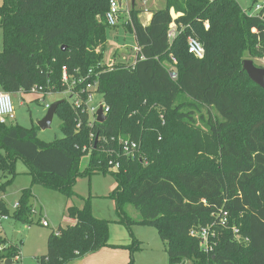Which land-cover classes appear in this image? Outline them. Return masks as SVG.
Wrapping results in <instances>:
<instances>
[{"label": "trees", "instance_id": "1", "mask_svg": "<svg viewBox=\"0 0 264 264\" xmlns=\"http://www.w3.org/2000/svg\"><path fill=\"white\" fill-rule=\"evenodd\" d=\"M110 2L3 0L2 92L34 95V87H43L63 93L64 68L76 79L94 68L110 111L90 127L88 115L65 100L57 111L63 138L50 143L39 138L37 125L0 124V176L6 180L0 191L18 175L19 160L32 184L67 198L78 177L111 173L117 187L108 197L121 222L135 221L125 210L132 205L138 223L158 230L168 264H264V90L243 70L246 59L264 62V8L249 14L237 0H166L144 26L143 11L132 7L123 26L135 36V63L100 66L112 29L105 18ZM173 23L178 29L171 37ZM191 37L203 45V59L189 54ZM124 140L139 144L135 158L123 155ZM87 148L93 151L81 171ZM111 160L118 171L110 170ZM32 197L31 188L24 189L12 213L0 199V216L32 224ZM67 216L75 224L50 234L37 264H70L116 247L109 243L110 221L96 217L89 201L69 207ZM206 227L216 234L210 254L192 235ZM19 256L20 244L0 237V264H18Z\"/></svg>", "mask_w": 264, "mask_h": 264}, {"label": "rangeland", "instance_id": "2", "mask_svg": "<svg viewBox=\"0 0 264 264\" xmlns=\"http://www.w3.org/2000/svg\"><path fill=\"white\" fill-rule=\"evenodd\" d=\"M144 1L137 0L136 8L141 10L162 9L166 5V0H147L145 4ZM2 2L0 0V6ZM120 27L122 29L121 35L119 37L112 36L111 31L116 32ZM116 28L107 32L108 43L102 63L104 65L134 64L138 51L135 36L124 29L122 24ZM2 49L3 31L0 28V51ZM255 62L264 65V62ZM43 98L42 95L13 94L15 124L24 128H31L45 117L48 111L45 107L47 104L52 105L62 100H68L71 103L68 96L62 93L48 95L44 101ZM62 123L63 120L56 114L50 129H40L39 138L46 143L63 138ZM90 157L91 155L86 151V156L81 161V171L88 166ZM16 171L18 175L0 191V199L4 201L12 213L22 191L31 188L33 195L31 203L34 206L33 223L22 224L11 219H2L0 237L5 239L7 243L16 241L20 244V256L23 264H37L36 258L47 253L50 234L56 233L60 226H66L64 217L67 205L82 208L88 201L94 215L110 221L109 243L116 245L114 250H117L120 256L128 257L125 264H168L166 245L160 238L158 230L154 226L138 223L141 216L132 205H127L125 210L128 216L135 221L130 224L121 222L123 217L119 215L114 200L108 197L117 187L115 178L111 173L106 175L94 174L91 178L78 177L73 187L74 195L67 198L59 190L48 188L39 183L32 184V175L21 160L16 164ZM5 181L0 176V184ZM44 219L49 224L48 227L41 225L40 222ZM133 244L135 249L131 252L129 247Z\"/></svg>", "mask_w": 264, "mask_h": 264}, {"label": "built area", "instance_id": "3", "mask_svg": "<svg viewBox=\"0 0 264 264\" xmlns=\"http://www.w3.org/2000/svg\"><path fill=\"white\" fill-rule=\"evenodd\" d=\"M147 0L144 1V4ZM264 8L263 0H255L253 3V11L254 14L259 13ZM132 9V0H111L109 10L106 14V22L112 29L116 28L120 25L122 18L127 16L129 19V14ZM208 28V25L206 26ZM171 37L175 36V33L171 31ZM188 52L193 55L197 59H203L205 57V49L201 42L197 38H189L188 41ZM176 63V61H174ZM101 64L100 66H103ZM171 77L173 79L177 78L176 73H172ZM99 74H96V70L94 68L90 69L87 73L86 78L82 77L79 79L69 77L67 73V69H63V79L62 82L64 86H66V90L62 94H66L71 101V105L73 109L79 113L82 112L88 115V125L93 127L95 123H100L98 121V111L102 108L103 114L107 117L110 108L104 101L103 96L99 93ZM85 86L80 87V85L85 84ZM32 94L34 95H42L43 101L45 97L48 95L54 94L52 92H45L43 87H34L32 89ZM50 104H47L45 107L48 110L50 108ZM16 115L14 104L12 101V94H8L5 92H0V124L3 125H11L15 124ZM80 125L78 126V128ZM94 134H91V139H94ZM123 155L130 158H135L139 152V144L137 142L131 140H124L120 142ZM85 151L91 155L93 149L87 148ZM111 171H118L120 168V164L117 161L111 160L110 163ZM17 204L14 206L16 209ZM2 219H8L6 217L0 216V223ZM226 217L222 219V223H226ZM41 224L44 227H48L49 224L46 220H42ZM1 226V224H0ZM235 232H238L235 230ZM58 234V233H56ZM193 236L199 237L201 239V247L203 251L207 254H210L214 250L213 242H211V238H215L216 234L212 232L211 227L201 228L192 232ZM16 263H20L19 257H17ZM185 264H187L185 262Z\"/></svg>", "mask_w": 264, "mask_h": 264}, {"label": "crops", "instance_id": "4", "mask_svg": "<svg viewBox=\"0 0 264 264\" xmlns=\"http://www.w3.org/2000/svg\"><path fill=\"white\" fill-rule=\"evenodd\" d=\"M3 1V0H2ZM238 3L240 4V6L245 10V11H249V14H254V11L252 8V5L254 3L255 0H237ZM264 1V0H263ZM137 2V0H136ZM3 3V2H2ZM156 10H159V9H144L142 10L143 13L140 15V19H141V23L146 26L149 24V22L151 21L152 19V12L153 11H156ZM171 14H172V17L173 19H177L180 15L179 14H176L174 12V10L171 11ZM127 16H124L123 17V20L121 21L120 25L122 24L123 26V23H125V21L127 20ZM119 25V26H120ZM124 27V26H123ZM117 29V28H116ZM125 29V27H124ZM177 25L175 23L171 24V31H173L175 34L177 32ZM121 27L120 29H118L116 32H112L114 30L111 31L112 33V36L114 35L115 37H119L121 35ZM126 39V37H125ZM108 43V42H107ZM135 63V62H134ZM127 65V64H126ZM129 65V64H128ZM0 92H2L1 88H0ZM17 204V203H16ZM15 204V205H16ZM14 205V206H15ZM69 207H72V206H68L66 207V214H65V217H64V222L66 224V226H71V225H74L75 224V221L73 219H70L68 216H67V210ZM14 208V207H13ZM127 212V211H126ZM96 216V215H95ZM98 217V216H96ZM100 218V217H99ZM45 220V219H44ZM140 221V220H139ZM41 223V222H40ZM42 225V224H41ZM43 226V225H42ZM65 226V227H66ZM61 227V226H60ZM63 227V228H65ZM58 233V231L56 232ZM49 238V237H48ZM15 239H17L15 237ZM111 244V243H110ZM113 246H116L114 244H111ZM118 251L117 250H114V248H103L97 252H94V253H91V254H88L86 256H84L83 258L81 259H78L70 264H125V261L128 260V257L125 256V255H121L120 254L118 255ZM43 256V255H42ZM19 260H20V264H23L22 262V259H21V256H19ZM37 260V258H36Z\"/></svg>", "mask_w": 264, "mask_h": 264}, {"label": "water", "instance_id": "5", "mask_svg": "<svg viewBox=\"0 0 264 264\" xmlns=\"http://www.w3.org/2000/svg\"><path fill=\"white\" fill-rule=\"evenodd\" d=\"M136 6V0H132V7ZM63 50L66 49L65 46L62 47ZM243 70L247 73L250 80L255 83L257 86L264 90V67L257 66L255 62L251 59H246L243 62ZM65 100L58 101L53 103L48 109L45 117L37 122V126L41 130L50 129L54 120L55 115L57 114L58 107L64 103ZM106 120V116L103 114V109L101 108L98 111V121L103 123ZM98 138L95 141V147L97 146ZM4 264H13V260L8 259Z\"/></svg>", "mask_w": 264, "mask_h": 264}]
</instances>
